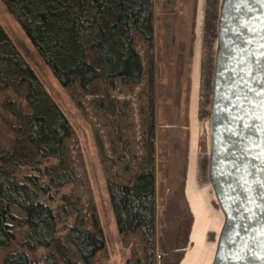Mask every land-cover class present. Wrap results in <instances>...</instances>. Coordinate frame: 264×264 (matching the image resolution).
Wrapping results in <instances>:
<instances>
[{"label":"trees","instance_id":"obj_1","mask_svg":"<svg viewBox=\"0 0 264 264\" xmlns=\"http://www.w3.org/2000/svg\"><path fill=\"white\" fill-rule=\"evenodd\" d=\"M1 1L62 85L74 78L87 91L96 79L111 83L119 78L137 84L143 67L135 39L147 44L142 164L131 183L109 180L107 191L117 229L137 230L143 243L142 260L131 256L123 264H156L155 188L156 171L161 166L154 145L151 0ZM24 83L26 110L13 99L4 102L15 122L10 126L12 147L0 149V245L15 238L14 222L24 230L18 241L20 249L7 252L2 264H59L58 259L64 264H88L104 247L102 230L96 223L94 230L82 227L73 202L64 196L52 205V191L75 180L61 153L69 135L68 118L0 25V89L10 87L20 93ZM12 205L23 211V218L11 212ZM43 246H53L54 251L32 258L24 249Z\"/></svg>","mask_w":264,"mask_h":264},{"label":"rangeland","instance_id":"obj_2","mask_svg":"<svg viewBox=\"0 0 264 264\" xmlns=\"http://www.w3.org/2000/svg\"><path fill=\"white\" fill-rule=\"evenodd\" d=\"M151 2L154 145L155 159L161 166L156 171L155 188L156 264H178L185 248L191 246L189 236L193 222L184 191L189 151L191 73L196 47L202 41L205 29L210 30L215 24L217 30L220 4L216 10L217 0ZM0 25L68 118L69 135L63 140L61 153L75 180L52 191V205L59 203L60 196H64L65 200L73 202L82 227L94 230L96 223L102 230L104 247L95 252L88 264H123L131 256L142 260L143 243L139 232L117 229L107 181L131 183L142 164L146 140L147 44L141 38L135 39L143 67L139 83L127 84L119 78L104 83L96 79L92 89L87 91L80 88L76 78L67 85L58 82L1 0ZM26 89L25 83L20 93L10 87L0 89V149L11 148L14 140L10 126L15 118L4 108V102L7 98L13 99L26 110ZM198 132L197 150L205 153L209 151V113L201 119ZM11 212L20 218L24 216L16 205L11 206ZM72 217L68 221H72ZM14 224L15 238L8 245H0V264L7 252L20 249L18 241L24 227ZM24 249L32 258L54 251L53 246ZM58 263L64 264L60 259Z\"/></svg>","mask_w":264,"mask_h":264},{"label":"water","instance_id":"obj_3","mask_svg":"<svg viewBox=\"0 0 264 264\" xmlns=\"http://www.w3.org/2000/svg\"><path fill=\"white\" fill-rule=\"evenodd\" d=\"M216 36L208 175L224 221L212 264H264V4L221 0Z\"/></svg>","mask_w":264,"mask_h":264},{"label":"bare ground","instance_id":"obj_4","mask_svg":"<svg viewBox=\"0 0 264 264\" xmlns=\"http://www.w3.org/2000/svg\"><path fill=\"white\" fill-rule=\"evenodd\" d=\"M220 3L221 0H217L216 10ZM215 28L213 24L210 30L205 29L202 41L196 47L191 73L188 112L189 151L184 191L193 215V222L189 236L191 246L185 248L178 264H212L224 221L222 209L208 175L209 152L200 153L197 150L200 121L209 113L212 64L217 45Z\"/></svg>","mask_w":264,"mask_h":264},{"label":"snow or ice","instance_id":"obj_5","mask_svg":"<svg viewBox=\"0 0 264 264\" xmlns=\"http://www.w3.org/2000/svg\"><path fill=\"white\" fill-rule=\"evenodd\" d=\"M262 4H264V0H260ZM238 259H243L242 257H237Z\"/></svg>","mask_w":264,"mask_h":264},{"label":"flooded vegetation","instance_id":"obj_6","mask_svg":"<svg viewBox=\"0 0 264 264\" xmlns=\"http://www.w3.org/2000/svg\"><path fill=\"white\" fill-rule=\"evenodd\" d=\"M122 148V147H121Z\"/></svg>","mask_w":264,"mask_h":264}]
</instances>
